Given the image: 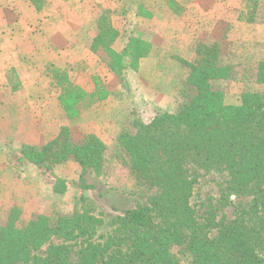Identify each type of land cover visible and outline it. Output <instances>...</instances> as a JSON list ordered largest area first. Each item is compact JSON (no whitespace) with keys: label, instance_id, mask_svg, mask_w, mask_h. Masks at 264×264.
<instances>
[{"label":"rangeland","instance_id":"rangeland-1","mask_svg":"<svg viewBox=\"0 0 264 264\" xmlns=\"http://www.w3.org/2000/svg\"><path fill=\"white\" fill-rule=\"evenodd\" d=\"M108 26L114 30L112 38L101 34ZM140 41L150 46V54L129 68L127 58ZM199 43H216L223 61L231 65L233 78L215 83L227 103H236L245 90L264 91L251 78L256 63L264 60V0H0V132H8L0 133V216L11 206L24 221L39 214H70L85 196L103 217L95 236L102 237L113 231V221L123 212L144 205L146 199L135 194L134 185L108 158L103 167L107 177L79 165L71 170L74 180L57 179L53 170L61 163L29 162L17 132L45 113L56 116L60 111L66 117L51 86L70 83L102 96L88 108L79 103L78 118L66 117L71 137L95 131L111 150L122 128L132 130L134 122L175 112L188 73L185 64L193 63ZM126 47V67L114 75L106 66V51ZM12 115L24 121L20 130L9 126ZM42 125L49 136L55 131L50 122ZM60 129L51 141L34 147L56 141ZM202 180L191 198L198 217L212 207L218 218H232L234 208L247 201L231 196L224 205L223 199L219 202L220 180ZM118 184L126 192L111 187ZM54 186L58 192L52 193Z\"/></svg>","mask_w":264,"mask_h":264},{"label":"trees","instance_id":"trees-1","mask_svg":"<svg viewBox=\"0 0 264 264\" xmlns=\"http://www.w3.org/2000/svg\"><path fill=\"white\" fill-rule=\"evenodd\" d=\"M113 31L108 26L101 34L112 38ZM127 47L106 51L114 75L126 67ZM131 51L126 62L135 68L149 56L150 46L140 41ZM195 54L193 63L185 64L188 73L175 112L134 122L132 130L122 128L113 149L93 133L74 139L67 127L42 148H21L33 164L73 160L101 177H107L108 158L145 204L123 212L102 237L95 236L103 217L85 196L70 214H39L26 221L11 206L0 216V264H264V91L245 90L236 103H227L215 83L235 74L218 45L199 43ZM253 72L252 81L264 87V60ZM51 87L69 120L80 116L79 103L88 108L102 98L70 83ZM208 176L220 180L219 202L227 205L231 196L247 200L234 208L232 218H218L212 207L198 217L191 198ZM111 187L126 192L123 184Z\"/></svg>","mask_w":264,"mask_h":264},{"label":"crops","instance_id":"crops-1","mask_svg":"<svg viewBox=\"0 0 264 264\" xmlns=\"http://www.w3.org/2000/svg\"><path fill=\"white\" fill-rule=\"evenodd\" d=\"M142 60H146V58L141 59V61ZM63 114L64 113L60 111H58V115L56 116L48 115L45 113L44 115L39 117L41 118L39 121L36 122L35 120H32V123H30L29 125H25L24 130H20V125L22 124V122H24L20 119V117L12 115L13 117L11 119H8V121H9V126L14 127L16 130H20L19 132H17V134L23 141L24 145L38 146L41 144H45L51 141L54 137H56L55 133L60 128L69 126V122L67 121V118ZM42 122L44 123L50 122V124L55 128L56 132L54 130H50L51 133L49 136L48 131L44 130ZM92 132L96 134L95 131H92ZM0 133L3 135L6 133L8 134L6 130H3ZM0 154H4V152H1ZM78 168H79L78 163L74 161H65L61 163V165H57L55 169L53 168L54 169L53 174L55 175V178L57 179L63 178L65 180L66 179L74 180L76 172H73L71 170L73 169L76 170ZM61 170H64L65 172L63 173V175L61 173ZM51 192L54 193L55 192L54 189H51Z\"/></svg>","mask_w":264,"mask_h":264}]
</instances>
